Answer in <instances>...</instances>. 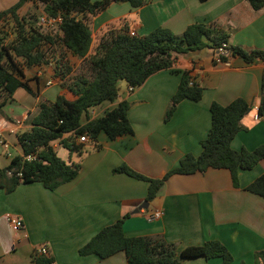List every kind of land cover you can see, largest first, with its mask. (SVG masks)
Listing matches in <instances>:
<instances>
[{
  "label": "crops",
  "instance_id": "1",
  "mask_svg": "<svg viewBox=\"0 0 264 264\" xmlns=\"http://www.w3.org/2000/svg\"><path fill=\"white\" fill-rule=\"evenodd\" d=\"M86 17L93 44L108 29L124 25L137 35H145L158 26L181 34L187 25L204 22L216 23L226 31L228 46L264 50V7L254 10L246 0H146L136 8L127 2H112ZM213 54V48H203L176 55L170 69L151 74L131 90L119 81L118 84H125L123 92L115 100L89 109L88 117L101 116L126 100L133 133L115 139L100 133L99 146L88 140L82 142L80 156L54 142L61 159L79 162L80 170L74 179L53 190L41 182H21L10 192L0 187V264H34L33 251L41 245L46 246L54 264H126L122 251L106 258L77 252L98 230L124 215L125 236L160 239L173 244L176 251L217 239L232 256L228 264H252L254 252L264 250V199L245 186L264 171V158L251 169L238 172V186L233 185L224 168L172 174L154 198L147 201L148 206L136 213L132 211L145 201L147 182L112 171L126 164L147 177L160 178L186 153L197 156L201 152L200 141L211 124L212 101L226 105L240 97L250 104L242 119L245 128L231 141L234 150H252L264 143V121L255 118L264 63H246L237 55L215 62ZM66 58L74 72L80 62H85L69 52ZM53 68L56 63L50 59L46 64L23 67V77L35 94L17 88L12 100L2 106L0 133L7 146L0 143V168L22 155L17 135L29 130L39 100H54L59 94L68 100L75 98L59 85ZM183 71L202 87V96L198 101L181 100L164 121ZM81 121H85V116ZM154 210H160V216L148 220L147 214ZM7 215L20 217L24 227L12 230ZM220 262L219 257L203 256L180 260V264Z\"/></svg>",
  "mask_w": 264,
  "mask_h": 264
},
{
  "label": "trees",
  "instance_id": "2",
  "mask_svg": "<svg viewBox=\"0 0 264 264\" xmlns=\"http://www.w3.org/2000/svg\"><path fill=\"white\" fill-rule=\"evenodd\" d=\"M28 1L34 0H16L0 10V116L4 115L2 106L12 100L17 88L35 94L23 77V67L46 64L51 49L59 51L54 68L59 85L75 98L68 100L59 94L53 101L37 102V112L30 118L29 130L17 135L22 155L13 157L7 166L0 168V187L6 192L12 191L21 182H41L45 188L53 190L74 179L80 170L79 162L68 163L61 159L56 153L54 142H58L69 153L80 156L83 143L77 141L79 136H85L98 147L100 133L109 139L133 133L127 117L129 103L126 100L119 101L101 116L88 117L89 109L117 98L119 81H124L133 89L151 74L170 69L176 55L203 48L216 49L222 43H227L228 38L227 32L216 23L194 22L187 25L181 34L158 26L145 35H130V29L124 25L108 29L93 44L87 14L94 15L112 2H127L136 8L146 0H38L42 4L43 14L60 18V22L52 29L39 25L34 15L25 17L18 14V10ZM246 1L254 10L264 7V0ZM7 20L12 22L13 33L8 41L6 30L3 29V23ZM226 50L228 56L222 57L223 61L237 55L246 63L255 60L264 63V50H245L228 45ZM67 52L84 59L87 75L72 70L66 58ZM201 96L202 87L193 82L186 71L181 72L178 87L164 113V121L169 119L181 100L198 101ZM256 108L257 119L264 121V77L260 82ZM249 109L250 104L240 97L226 105L212 101L209 105L211 124L206 136L200 141L201 152L197 156L186 153L175 167L160 178L147 177L126 164L114 167L112 171L147 182L145 201H151L172 174L202 173L208 168L227 169L233 185L238 186V172L251 169L264 158V143L252 150H234L231 147L234 136L245 128L242 119ZM82 116H85L83 123ZM28 154H34V158L25 159ZM245 189L264 199V171L249 182ZM126 216L98 230L78 248V254H95L99 258H106L122 251L126 264H180L181 259L198 256L206 259L219 257L220 264L232 261L228 249L217 239L176 251L173 244L160 239L125 236L122 222ZM33 262L54 264V259L47 252L35 257ZM252 264H264V250L254 252Z\"/></svg>",
  "mask_w": 264,
  "mask_h": 264
},
{
  "label": "built area",
  "instance_id": "3",
  "mask_svg": "<svg viewBox=\"0 0 264 264\" xmlns=\"http://www.w3.org/2000/svg\"><path fill=\"white\" fill-rule=\"evenodd\" d=\"M59 22H60L59 17H47L43 13L41 15H39L38 19H37V23L39 25H42L44 28H47V29L54 28L56 26V24ZM129 34L135 35L136 33L133 30H130ZM226 46H227L226 43H222L219 47L214 49L213 60L215 62H221V61H223L222 57L228 56ZM128 89L131 90L132 87L129 86ZM256 110H257V108H256ZM255 118L257 119V114L255 115ZM86 141H87V138L85 136H79L78 137V142L82 143V142H86ZM0 143H2L5 147L7 146L6 144H4V142L1 139V133H0ZM33 158H34V154H28L25 156V159H28V160L33 159ZM160 214H161L160 210H154L151 213L147 214V219L148 220H154V219L158 218L160 216ZM7 222L9 224L10 228L14 231H19L24 227L22 219L18 216L7 215ZM47 252H48V250H47L46 246L41 245L33 251V258L40 256V255H43V254H46Z\"/></svg>",
  "mask_w": 264,
  "mask_h": 264
},
{
  "label": "rangeland",
  "instance_id": "4",
  "mask_svg": "<svg viewBox=\"0 0 264 264\" xmlns=\"http://www.w3.org/2000/svg\"><path fill=\"white\" fill-rule=\"evenodd\" d=\"M14 1L16 0H0V9L9 7ZM27 3V2H26ZM42 14V4L38 0L34 1H28L27 6H25L22 10H20V16L28 17L29 15H34V17L37 19L39 15ZM4 30H6V41L10 40L13 37L12 33V22L10 20H7L3 23ZM43 30H45L43 28ZM58 53L59 51H54L51 49L48 53V59H50V62L55 65L58 61ZM54 69V68H53ZM76 73H83L88 74V68L85 62H80L79 65L75 68ZM122 89H125V84H118V93L121 94L123 91ZM53 101V100H50ZM84 149V147H83ZM75 154V153H72Z\"/></svg>",
  "mask_w": 264,
  "mask_h": 264
},
{
  "label": "water",
  "instance_id": "5",
  "mask_svg": "<svg viewBox=\"0 0 264 264\" xmlns=\"http://www.w3.org/2000/svg\"><path fill=\"white\" fill-rule=\"evenodd\" d=\"M148 206V202L147 201H143V203H141L138 207H136L132 212L136 213L138 212L140 209L142 208H146Z\"/></svg>",
  "mask_w": 264,
  "mask_h": 264
}]
</instances>
